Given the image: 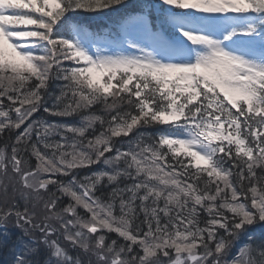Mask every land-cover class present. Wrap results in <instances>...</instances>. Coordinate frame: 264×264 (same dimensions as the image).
Instances as JSON below:
<instances>
[{"label": "snow or ice", "instance_id": "6c2138e0", "mask_svg": "<svg viewBox=\"0 0 264 264\" xmlns=\"http://www.w3.org/2000/svg\"><path fill=\"white\" fill-rule=\"evenodd\" d=\"M0 140L3 264H264V0H0Z\"/></svg>", "mask_w": 264, "mask_h": 264}, {"label": "trees", "instance_id": "16d2710c", "mask_svg": "<svg viewBox=\"0 0 264 264\" xmlns=\"http://www.w3.org/2000/svg\"><path fill=\"white\" fill-rule=\"evenodd\" d=\"M131 1V0H130ZM136 0H134V2H135ZM2 143H3V141L2 140H0V145H2ZM10 151V150H9ZM32 163H35V160L33 159L32 160ZM21 207H22V205H21ZM112 238L114 239L115 238V235L114 234H112ZM71 251H73V250H71ZM3 258H5V257H3Z\"/></svg>", "mask_w": 264, "mask_h": 264}]
</instances>
